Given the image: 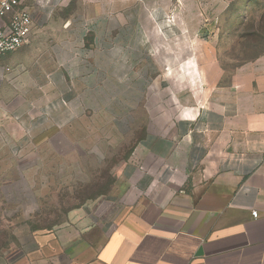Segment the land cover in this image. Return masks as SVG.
Returning <instances> with one entry per match:
<instances>
[{"label":"crops","instance_id":"crops-1","mask_svg":"<svg viewBox=\"0 0 264 264\" xmlns=\"http://www.w3.org/2000/svg\"><path fill=\"white\" fill-rule=\"evenodd\" d=\"M55 1L46 10L27 0V42L0 55V222L11 239L0 264H264V54L225 76L216 44L197 38L221 34L248 0ZM87 32L99 51L93 74L72 53ZM119 33L144 38V50L192 51L167 65L199 66L203 86L197 69L149 74L156 116L135 141L116 143L107 189L71 204L47 189L34 215L5 220L2 187L20 167L21 142L76 130V146L89 144L82 98L105 74L118 81L107 51L131 48L116 46Z\"/></svg>","mask_w":264,"mask_h":264},{"label":"rangeland","instance_id":"rangeland-1","mask_svg":"<svg viewBox=\"0 0 264 264\" xmlns=\"http://www.w3.org/2000/svg\"><path fill=\"white\" fill-rule=\"evenodd\" d=\"M241 10V15L232 20L229 26L226 25L227 29L211 36L215 40L208 36H197L199 42L206 40L216 44V60L225 76L238 65L264 54V0H248ZM168 21L174 22V18L170 17ZM80 36L85 46H75L73 57L78 58L93 74L90 64L93 59H98L99 51L92 50L94 37L90 32ZM75 38L77 43L78 37ZM172 40L183 41L178 36ZM165 41H171V36H167ZM113 42L116 46L119 43L130 44L131 48L107 51L115 55L120 65L115 69L117 82H109L108 74H105L101 76V82L88 84L90 89L82 99L89 144L76 146L79 134L76 130H51L46 135L44 131L21 142L20 167L2 187L5 192L3 202L8 204L3 216L5 220L34 215L37 209L32 212L29 210L36 208L39 196L43 195L44 202L47 189L57 191V195L50 194L53 196L52 201L62 204L91 198L98 191L107 189L112 167L120 159L116 143L122 144L130 139L135 141L142 134L141 125L148 118H153V114L156 116L158 103L155 94L152 95L153 84L149 79V82L145 80L149 74L168 73L188 77L190 74L195 75L194 70L197 69L195 85L203 86L199 82L203 69L199 66L184 68L167 65L170 59H179L182 64L183 59L193 56L192 51L144 50V38L131 37L126 33L116 34ZM214 57L211 55V58ZM158 59L163 60L166 66H154L153 60ZM130 74L139 78L142 76V82H130ZM148 87H151L150 91ZM47 199L45 203L50 201ZM10 243V228L1 220L0 249L8 247Z\"/></svg>","mask_w":264,"mask_h":264},{"label":"built area","instance_id":"built-area-1","mask_svg":"<svg viewBox=\"0 0 264 264\" xmlns=\"http://www.w3.org/2000/svg\"><path fill=\"white\" fill-rule=\"evenodd\" d=\"M27 0H0V55L13 52L27 42L33 23L32 9ZM38 9L51 10L55 0H34ZM257 212L252 211L256 216Z\"/></svg>","mask_w":264,"mask_h":264}]
</instances>
